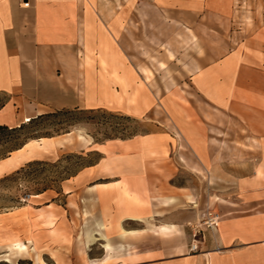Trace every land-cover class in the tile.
<instances>
[{
  "label": "crops",
  "instance_id": "0c3cea01",
  "mask_svg": "<svg viewBox=\"0 0 264 264\" xmlns=\"http://www.w3.org/2000/svg\"><path fill=\"white\" fill-rule=\"evenodd\" d=\"M27 1L29 7L22 4L23 0H0V92L12 95L13 103H40L53 110L88 108L110 101L103 99V92L111 90L114 94L115 74L122 71L119 86L125 90V101L142 108L146 101L143 95L154 92L157 100L158 89L164 87L147 79L148 57L159 64L160 58L171 54L175 56L173 63L181 61L178 69L194 85L197 100H187L191 108L187 115L172 116L178 132L193 137L187 138L189 150L200 157L199 163L189 161L188 167H202L204 183L210 188L213 183L229 185L221 188L217 197L231 202L234 210L222 212L219 225L205 229L200 250L192 252L187 224L198 221L201 214L195 209L186 213L179 209L182 197L197 198L189 187L171 183V194H162L159 204L153 206L129 186L132 179L125 183L120 179L95 181L92 192L109 195L107 208L98 212L107 217V223L92 224L91 230L104 241V256L99 260L105 263L106 236L113 245L126 247L106 263L118 260L119 264H142L132 263V259L137 257L134 248L147 246V232L159 238V233L176 231L179 236L170 250L160 253L156 248L160 257L154 259L155 264H264V97L245 98L237 91L250 88L239 78L240 73L242 77L243 72L251 70L243 59V47L224 52L212 47L218 32L224 37L228 19L209 18L217 8L220 16L223 13L226 17L228 0ZM215 25L225 27L222 30ZM163 69L156 65V71ZM133 74L139 80L133 81ZM132 88L138 89L136 94L128 92ZM252 104L258 111H253ZM235 125L241 127L240 132L235 133ZM144 137L150 138V133ZM113 162L115 158L109 160L111 166ZM168 174L160 172L162 188L173 179L174 175ZM140 184H147L146 178H141ZM117 186L124 204L116 200ZM156 189L161 190L158 185ZM180 189L190 190L180 193ZM208 197L213 200L211 189ZM170 198L176 201L168 205L166 200ZM126 222L138 227L125 228ZM123 230L136 234L121 239ZM88 260L85 264L96 262Z\"/></svg>",
  "mask_w": 264,
  "mask_h": 264
},
{
  "label": "rangeland",
  "instance_id": "374dc122",
  "mask_svg": "<svg viewBox=\"0 0 264 264\" xmlns=\"http://www.w3.org/2000/svg\"><path fill=\"white\" fill-rule=\"evenodd\" d=\"M227 6L226 17L223 13L220 16L217 8L209 18L228 19L226 27L215 25L222 30L224 26L226 31H223L224 37L220 32L216 34L218 37L212 39V47L218 52L243 47V59L251 70L243 72L242 77L240 73L239 78L247 81L250 88L237 91L245 98L264 97V0H228ZM149 59L150 56L147 79L164 87L158 89L157 100L154 92L143 95L146 101L142 108L138 103L125 101V90L119 86L123 81L122 71L115 74L114 94L111 90L103 92V99L111 102L96 103L80 111H75V107L54 111L50 105L40 103H13L12 95L0 92V123L9 127L23 124L26 116L52 113L0 137V264H85L88 258L96 259L91 264H119L118 260L106 261L120 255L126 247L113 245L105 232L100 233L107 241L105 263L99 260L104 256L101 245L104 241H99L97 233L91 230L92 224L106 221L107 217L98 212L107 208L109 195L108 192H92L95 181L120 179L125 183L132 179L129 186L134 192L142 193L153 206L159 204L158 197L162 194H171L172 184L189 187L197 198L192 200L183 195L179 209L181 213L198 210L201 216L197 224L203 222L209 211L218 213L221 221L222 212L234 210L231 202L217 197L220 189L229 185L213 183L210 188L204 183L202 167H188L189 161L199 163L200 157L189 150L187 138L193 137L181 135L172 116L187 115L191 109L187 100H197L194 85L189 83L187 74L178 69L181 61L173 63L175 56L171 54L160 58L159 64ZM156 65L164 69L156 71ZM132 80L139 77L135 79L133 74ZM137 91L136 88L128 90L132 94ZM252 107L253 111H258L253 104ZM212 111L215 112L213 108ZM235 128V133L241 131L238 125L233 126ZM146 133H150V138L144 137ZM112 158L115 162L111 166ZM34 160L37 161L30 163ZM98 162L100 164L96 165ZM162 170L174 175L163 188L159 179ZM141 178H146L147 184L139 191L140 186L143 187ZM157 185L161 190L157 191ZM190 189H180V193ZM210 189L213 200H207ZM114 194L117 202L124 204L118 186ZM99 195L104 198L99 199ZM135 227L138 225L125 224L128 229ZM187 227L192 232L189 223ZM205 229L208 228H204L200 241ZM165 231L170 229L165 228ZM135 234L123 230L120 238H131ZM146 234L147 246L134 248L137 257L132 263L155 264L154 259L160 257L156 248L166 253L179 236L176 231L159 233V238L152 231ZM168 263L171 262L163 264Z\"/></svg>",
  "mask_w": 264,
  "mask_h": 264
},
{
  "label": "built area",
  "instance_id": "2783aa9c",
  "mask_svg": "<svg viewBox=\"0 0 264 264\" xmlns=\"http://www.w3.org/2000/svg\"><path fill=\"white\" fill-rule=\"evenodd\" d=\"M25 7L30 6L29 1H24L23 2ZM220 221V215L218 213H213L209 211L204 215V220L200 224H193L189 223V225L192 228L191 236H192V242H191V247L190 250L193 252H196L200 249V236L204 230V228H216L219 225Z\"/></svg>",
  "mask_w": 264,
  "mask_h": 264
},
{
  "label": "trees",
  "instance_id": "16d2710c",
  "mask_svg": "<svg viewBox=\"0 0 264 264\" xmlns=\"http://www.w3.org/2000/svg\"><path fill=\"white\" fill-rule=\"evenodd\" d=\"M64 109H67V108H64ZM74 109H75V111L83 110V109H81V108H74ZM54 111H57V110H54ZM54 111H52V112H54ZM58 111H61V109H59ZM65 111H68V109L65 110ZM47 114H52V113H51V112L41 113V114H39V115H36V116L32 117L31 120H28V121L24 122L23 124H21V125H19V126H16V127H9L8 125L2 124V125H0V137H2L5 133L8 134V133L13 132L15 129L22 128L23 125H25V124H27V123H33V122H35L37 119H39V118H41V117H43V116H45V115H47ZM17 148H18V147H17ZM15 149H16V148H15ZM36 161H37V160H36ZM36 161H35V160H34V161H30V163H31V162H36Z\"/></svg>",
  "mask_w": 264,
  "mask_h": 264
},
{
  "label": "bare ground",
  "instance_id": "6f19581e",
  "mask_svg": "<svg viewBox=\"0 0 264 264\" xmlns=\"http://www.w3.org/2000/svg\"><path fill=\"white\" fill-rule=\"evenodd\" d=\"M28 120H31V117L30 116H26L25 121H28ZM175 201L176 200L174 198H170V199L166 200V203H168V205H169V203H171V202L174 203Z\"/></svg>",
  "mask_w": 264,
  "mask_h": 264
}]
</instances>
